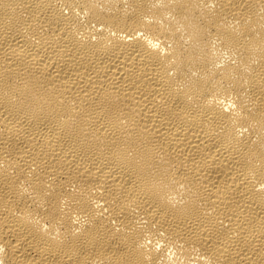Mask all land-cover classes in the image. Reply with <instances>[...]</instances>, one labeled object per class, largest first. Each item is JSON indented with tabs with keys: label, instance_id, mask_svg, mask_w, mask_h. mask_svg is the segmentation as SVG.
<instances>
[{
	"label": "bare ground",
	"instance_id": "6f19581e",
	"mask_svg": "<svg viewBox=\"0 0 264 264\" xmlns=\"http://www.w3.org/2000/svg\"><path fill=\"white\" fill-rule=\"evenodd\" d=\"M0 264H264V0H0Z\"/></svg>",
	"mask_w": 264,
	"mask_h": 264
}]
</instances>
